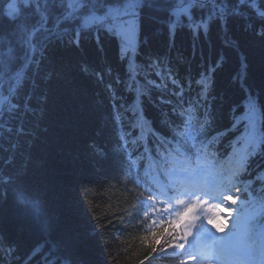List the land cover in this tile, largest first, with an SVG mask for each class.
Returning a JSON list of instances; mask_svg holds the SVG:
<instances>
[{
    "label": "trees",
    "instance_id": "obj_1",
    "mask_svg": "<svg viewBox=\"0 0 264 264\" xmlns=\"http://www.w3.org/2000/svg\"><path fill=\"white\" fill-rule=\"evenodd\" d=\"M189 2L0 0V264H182L144 239L145 168L192 163L190 129L223 195L264 202V0Z\"/></svg>",
    "mask_w": 264,
    "mask_h": 264
},
{
    "label": "snow or ice",
    "instance_id": "obj_2",
    "mask_svg": "<svg viewBox=\"0 0 264 264\" xmlns=\"http://www.w3.org/2000/svg\"><path fill=\"white\" fill-rule=\"evenodd\" d=\"M156 208L153 207L152 208V211H155ZM151 212V211H150ZM149 213H147V216H149ZM185 213H180L178 215L177 218L173 219V220H170V221H161L160 222V227L158 230H155V231H152L149 236H145L144 239L145 240H150V243H153L155 242V239L157 237H160V236H167V237H170V239H166L165 240V244H167L169 247H173V248H178V249H181L183 250L184 249V245L181 244L176 238H175V235H174V232L173 230L175 229V227L177 225H179L181 223V221L183 220V217H184ZM165 224H167V232H165ZM164 249L162 248L161 251H163ZM195 257H192V256H189L187 257L183 262L182 264H190V262L194 261Z\"/></svg>",
    "mask_w": 264,
    "mask_h": 264
},
{
    "label": "rangeland",
    "instance_id": "obj_3",
    "mask_svg": "<svg viewBox=\"0 0 264 264\" xmlns=\"http://www.w3.org/2000/svg\"><path fill=\"white\" fill-rule=\"evenodd\" d=\"M256 109L253 106H250V110H249L250 112L249 125L254 126V127H257L259 120H260V112L259 110H257L258 112H256Z\"/></svg>",
    "mask_w": 264,
    "mask_h": 264
},
{
    "label": "water",
    "instance_id": "obj_4",
    "mask_svg": "<svg viewBox=\"0 0 264 264\" xmlns=\"http://www.w3.org/2000/svg\"><path fill=\"white\" fill-rule=\"evenodd\" d=\"M209 0H190V2L188 3V5L191 6H197V4H203L204 2H207ZM85 27H88V22L85 23ZM1 115V113H0Z\"/></svg>",
    "mask_w": 264,
    "mask_h": 264
}]
</instances>
